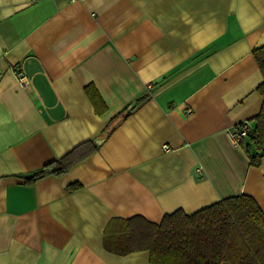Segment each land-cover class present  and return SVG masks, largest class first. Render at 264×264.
Returning a JSON list of instances; mask_svg holds the SVG:
<instances>
[{"label": "crops", "instance_id": "crops-1", "mask_svg": "<svg viewBox=\"0 0 264 264\" xmlns=\"http://www.w3.org/2000/svg\"><path fill=\"white\" fill-rule=\"evenodd\" d=\"M262 45L264 0H0V264H152L122 252L123 219L240 194L264 212V157L252 164L229 134L261 109ZM140 98L64 174L18 178Z\"/></svg>", "mask_w": 264, "mask_h": 264}, {"label": "trees", "instance_id": "trees-1", "mask_svg": "<svg viewBox=\"0 0 264 264\" xmlns=\"http://www.w3.org/2000/svg\"><path fill=\"white\" fill-rule=\"evenodd\" d=\"M263 74L257 90L263 96L260 111L252 119L255 124L240 142L252 164L264 157V45L253 52ZM87 91L96 110L101 113L106 105L94 86ZM142 98L116 116L105 128L104 141L131 112ZM97 139V138H96ZM87 140L64 156L44 164L29 175H18L22 182L33 183L50 174L62 175L87 157L101 144ZM80 184H73L75 189ZM122 252L147 249L152 264H264V212L248 194L224 198L192 214L178 209L165 214L160 223L141 216L123 219ZM106 238L109 239L108 234Z\"/></svg>", "mask_w": 264, "mask_h": 264}, {"label": "built area", "instance_id": "built-area-1", "mask_svg": "<svg viewBox=\"0 0 264 264\" xmlns=\"http://www.w3.org/2000/svg\"><path fill=\"white\" fill-rule=\"evenodd\" d=\"M71 1H77V0H71ZM14 72L19 85L21 87H26L28 78L24 73V71L21 68H16ZM252 127L253 124L251 123V121L241 122L235 129L229 131L230 137L235 143H240L241 140L248 135ZM164 149L168 150L170 149V147L168 145H165Z\"/></svg>", "mask_w": 264, "mask_h": 264}, {"label": "water", "instance_id": "water-1", "mask_svg": "<svg viewBox=\"0 0 264 264\" xmlns=\"http://www.w3.org/2000/svg\"><path fill=\"white\" fill-rule=\"evenodd\" d=\"M96 141L98 144H102L104 142V138H97Z\"/></svg>", "mask_w": 264, "mask_h": 264}]
</instances>
